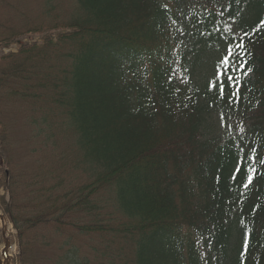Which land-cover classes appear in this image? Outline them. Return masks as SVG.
I'll return each mask as SVG.
<instances>
[{
    "label": "trees",
    "instance_id": "16d2710c",
    "mask_svg": "<svg viewBox=\"0 0 264 264\" xmlns=\"http://www.w3.org/2000/svg\"><path fill=\"white\" fill-rule=\"evenodd\" d=\"M74 2L55 35L0 54V207L19 264H264V0ZM42 14L0 45L58 17ZM244 33L229 104L214 73ZM13 104L25 163L6 150Z\"/></svg>",
    "mask_w": 264,
    "mask_h": 264
},
{
    "label": "rangeland",
    "instance_id": "374dc122",
    "mask_svg": "<svg viewBox=\"0 0 264 264\" xmlns=\"http://www.w3.org/2000/svg\"><path fill=\"white\" fill-rule=\"evenodd\" d=\"M42 12H47L49 14V17H58L53 19L51 22L46 23L41 31H28L26 32V34H23L20 38H18V40L10 42L9 45H0V54H5L9 51L16 52L19 48V45H21L22 43L35 42L36 44H41L45 36L55 35L59 30L49 29L51 27H54L56 23L64 20V18L62 16H59V14L68 16L73 14L72 12H76V4L74 0H0V34L2 33V31L10 29L9 27L27 30L25 14L27 13L31 20H46V17L42 14ZM1 25H3L4 27H1ZM13 106L14 107L10 108V111L4 112L6 124L10 130L8 132L6 150L7 152L10 151L11 154H15V159L17 162L25 163L28 162L31 158L25 153L23 149L25 148L27 150L28 148V135L30 127L28 125L26 117L22 116L19 112L22 110V108L16 107L15 104H13ZM50 146L51 144L49 145V147ZM51 159H53V157ZM54 166L56 172L60 171L63 174H69L67 168H70V165H68V167L60 168L56 163H54L53 160V166L51 167L53 168ZM4 174L5 170L0 160V199L5 193ZM0 213H3L1 208ZM5 224L4 237L8 239L7 252L9 254V263L18 264L16 260V255L18 252L16 243V231L7 217H5ZM1 231L2 224L0 221V233ZM0 238V260H3L1 252L3 250L2 248L4 245V239L1 235ZM44 253L45 251H42L40 255L39 253L38 255L42 256L44 255ZM38 255L32 259H36Z\"/></svg>",
    "mask_w": 264,
    "mask_h": 264
},
{
    "label": "snow or ice",
    "instance_id": "6c2138e0",
    "mask_svg": "<svg viewBox=\"0 0 264 264\" xmlns=\"http://www.w3.org/2000/svg\"><path fill=\"white\" fill-rule=\"evenodd\" d=\"M261 26H264V20L260 22L259 25L253 29V32L257 31ZM225 31H230L226 27ZM250 33H244L243 36L239 37L238 42L229 43L227 45L226 54L222 57L219 61L217 69L214 73L216 80L219 81V96L223 98L225 96V83L229 89L230 94L228 95V103L232 104L234 102H238L240 100V81H241V70L245 69L247 64V60L245 59L246 56V48L244 44V38L249 36ZM252 69L248 68L247 71L243 72V75H247ZM235 74V75H233ZM209 87H215V85L210 84ZM221 122L224 121V114H221ZM231 128V124L228 125ZM238 152H243V148H238ZM255 152V149L252 150ZM249 160H254L255 157L250 155L248 157ZM243 159H241L236 166V171H240V166L243 163ZM264 163V161H261ZM247 177L246 182L244 183L243 187L245 189L252 183L254 174L256 173V169L253 166H248L246 169ZM235 175V174H234ZM245 248L248 247V239L247 233H245L244 239Z\"/></svg>",
    "mask_w": 264,
    "mask_h": 264
},
{
    "label": "bare ground",
    "instance_id": "6f19581e",
    "mask_svg": "<svg viewBox=\"0 0 264 264\" xmlns=\"http://www.w3.org/2000/svg\"><path fill=\"white\" fill-rule=\"evenodd\" d=\"M1 221V224H2V226H3V228L5 229V222L4 221H2V220H0Z\"/></svg>",
    "mask_w": 264,
    "mask_h": 264
},
{
    "label": "water",
    "instance_id": "95a60500",
    "mask_svg": "<svg viewBox=\"0 0 264 264\" xmlns=\"http://www.w3.org/2000/svg\"><path fill=\"white\" fill-rule=\"evenodd\" d=\"M0 218L2 219L3 217L0 215ZM5 247H6V244H5ZM3 253H4V257L6 258L7 257L6 253L5 252Z\"/></svg>",
    "mask_w": 264,
    "mask_h": 264
}]
</instances>
